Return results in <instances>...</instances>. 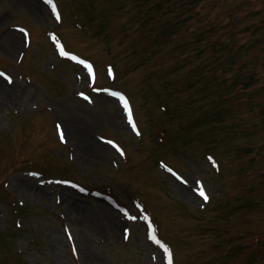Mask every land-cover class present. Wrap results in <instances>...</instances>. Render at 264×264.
Returning a JSON list of instances; mask_svg holds the SVG:
<instances>
[{
	"label": "rangeland",
	"instance_id": "obj_1",
	"mask_svg": "<svg viewBox=\"0 0 264 264\" xmlns=\"http://www.w3.org/2000/svg\"><path fill=\"white\" fill-rule=\"evenodd\" d=\"M55 1L0 0V264H264V0Z\"/></svg>",
	"mask_w": 264,
	"mask_h": 264
},
{
	"label": "trees",
	"instance_id": "obj_2",
	"mask_svg": "<svg viewBox=\"0 0 264 264\" xmlns=\"http://www.w3.org/2000/svg\"><path fill=\"white\" fill-rule=\"evenodd\" d=\"M149 3H152L149 6V10L150 12L154 11L155 9L158 10L155 13L159 16L162 17L163 14L168 13V12H172L173 9H165V7H169L172 8L174 7V5L169 6L168 4L171 3V0H148ZM155 3V5H154ZM164 9V10H163ZM167 11V12H166ZM162 19V18H161ZM160 20L159 24H160V34L162 33V36L166 39H169L170 35H172V28L174 27L176 30H181V28H183V23L184 20L179 19V16L177 15V18H166L165 20ZM167 28L170 29V34L168 35L166 32H164Z\"/></svg>",
	"mask_w": 264,
	"mask_h": 264
},
{
	"label": "bare ground",
	"instance_id": "obj_3",
	"mask_svg": "<svg viewBox=\"0 0 264 264\" xmlns=\"http://www.w3.org/2000/svg\"><path fill=\"white\" fill-rule=\"evenodd\" d=\"M0 81L2 82V79H0ZM0 82V83H1ZM2 84V83H1ZM4 84V83H3ZM6 86V85H5ZM7 87V86H6ZM185 188H183L184 190ZM186 192V191H185ZM107 217L109 218V221L111 223V229L115 230V228H117V224L118 221H116L109 213L107 214Z\"/></svg>",
	"mask_w": 264,
	"mask_h": 264
}]
</instances>
